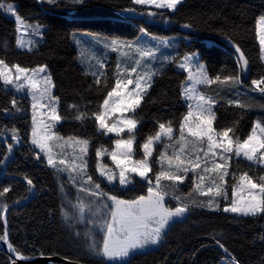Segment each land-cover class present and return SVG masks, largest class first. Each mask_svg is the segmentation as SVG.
<instances>
[{
    "label": "trees",
    "instance_id": "obj_1",
    "mask_svg": "<svg viewBox=\"0 0 264 264\" xmlns=\"http://www.w3.org/2000/svg\"><path fill=\"white\" fill-rule=\"evenodd\" d=\"M6 3H13L25 22L42 25L43 38L32 51L18 49L16 22L0 10V58L9 65L18 64L28 69L47 67L55 84L53 94L59 97L58 112L64 117L56 131L61 135L92 140L89 172L98 182L95 147L103 144L111 149L114 137L100 136L94 117L83 125L76 121V109H70L69 105H76L80 111L95 112L108 89L101 90L93 83V76L85 75L86 69L79 64L78 51L71 40L74 32H91L109 39L129 41L137 38L140 29L144 28L148 36L174 39L178 46L172 57L177 60L185 53L197 52L209 76L213 77L236 71L237 54L232 46L236 44L249 60V70L243 86L237 89L221 91L217 85L204 89L217 100L213 107L216 116L213 127L219 131L235 126V135L243 140L256 120L264 122V95L250 90L251 81L264 76V62L260 59L256 35V20L264 14V0H184L174 13L163 10L167 21L160 16L127 17L123 9L140 7L133 6L131 0H87L82 6L72 5L70 0H58L55 6L41 0H6ZM185 24L191 27H183ZM105 62L107 68L104 71L111 85L114 83L111 74L115 70L116 57L111 54ZM185 77L186 74L173 63L166 64L161 75L154 78L149 94L136 113V118L142 120L137 133L139 143L155 133L158 123L172 121L175 132L179 131V123L188 110L180 95ZM13 96L16 97L0 84V134L11 136V129L15 128L22 140L14 149L13 158L0 165V190L10 188L4 197H0V205L22 201L11 207L7 214L9 241L24 256L43 253L44 256H57L81 264H115L90 254L85 240L76 236L64 221L55 172L42 156L40 160L35 158L34 153L38 152L29 144V101L16 97L24 111L15 112L11 104ZM229 99H240L252 108L244 110L231 106L227 103ZM4 109H9V114ZM236 121L238 125H234ZM5 141L13 142L10 137ZM6 153L7 146L0 140V160L5 159ZM141 155L138 149L136 156ZM156 168L158 170V165ZM230 171L237 177L245 171L257 178L264 174V169L256 165L249 167V162L242 158L238 162L233 159ZM25 177L33 181L36 190L35 195L27 200L24 199L32 189L29 190ZM227 182L229 199L221 200L219 210L215 211L206 206H195L193 201L206 204L208 197L179 185L177 194L182 196L183 203L189 205L190 212L185 219L171 224L156 249L135 253L130 264H264V240L260 239L264 235V216L243 217L225 213L222 209L230 201L231 188L236 180L230 175ZM115 185L113 188L102 182L105 191L122 199L131 200L147 194V183L137 177L130 188ZM166 201L169 207L177 204L170 198ZM5 229L0 219V235ZM217 240L231 255H225L219 249ZM10 262V257L0 248V264Z\"/></svg>",
    "mask_w": 264,
    "mask_h": 264
},
{
    "label": "snow or ice",
    "instance_id": "obj_2",
    "mask_svg": "<svg viewBox=\"0 0 264 264\" xmlns=\"http://www.w3.org/2000/svg\"><path fill=\"white\" fill-rule=\"evenodd\" d=\"M46 2L54 6L58 4V0ZM70 3L82 6L87 0H70ZM182 3L184 0H131L133 6L140 7H128L123 9V12L127 17L160 16L167 21L163 10L174 13ZM0 10L15 17L18 33L16 47L21 49L27 47L28 51H32L35 42L31 40L25 42L21 30L30 35L42 36L40 29L43 26L25 23L17 14L15 6L6 3V0H0ZM183 27L190 28L191 25L185 24ZM140 31L146 36L149 35L144 28ZM256 35L260 45V59L264 62V15L256 20ZM151 38L158 40L164 47L170 46L167 39L155 36ZM92 39L94 43L102 44L104 49L117 54L115 70L111 74L114 83L109 85L110 78L104 71L107 68L105 60L98 58L91 49H87V60L95 62L92 65L95 70L86 68L85 75L93 76V83L101 90H108L95 112L80 111L76 105H69V108L76 109L74 119L82 125L94 117L96 131L100 136L115 137L112 139L114 147L110 151L103 144L95 147L96 172L113 188L117 180L121 188L133 186L135 177L146 182L148 195H140L134 200L121 199L105 191L102 182H98L90 174V152L93 148L91 139L78 136L65 139L54 131L64 117L58 112L59 97L53 95L55 84L51 75L47 73L46 66L28 69L18 64L9 65L5 59L0 58V84L4 90L11 88L15 93H24L26 90V95L31 99L33 124L31 144L39 149L38 153H34L35 158L40 160L42 153L47 165L57 174H65L67 184L77 193L75 202L65 196L64 203L69 206L70 211L62 206L64 219L95 225L98 220L91 217L102 218L101 230L104 233L102 244L99 246L96 244L92 230L89 229L84 233L85 237L92 241L87 244V251L108 262L130 264V259L138 250H143L149 245H157L163 239L170 222L174 218L183 217L189 211V205L183 203L182 196L177 194L179 185L189 178V173L192 174L193 192L208 197L206 204L203 201H193L195 206L219 210L218 198L229 199L226 177L231 175L236 183L231 188L230 203L223 207V211L243 217L264 216V174L257 178L245 171L237 177L230 171L234 158L237 162L239 158H243L249 162V167L256 165L264 169V122L256 121L243 140L235 135V126L216 130L213 127L216 119L213 107L217 100L204 90L212 85H217L221 91H232L243 86L244 76L249 70V60L241 48L236 44L232 45L238 54L236 71L213 77L209 76L206 65L200 62L196 52L185 53L178 60L176 57L163 56L159 60L160 68H156L154 65L158 61V47H149L138 41L127 42L119 38L103 41L98 37ZM77 45L82 46L81 41L77 40ZM4 47H7L6 42ZM80 59L85 60V53L80 54ZM173 63L187 73L181 83L180 95L186 102L188 110L179 123V135L174 132L172 121L158 123L155 133L148 135L141 144L137 133L142 120L136 118L137 110L149 94L154 78L161 75L166 64ZM130 85L133 87L130 88ZM251 86V91L264 95V76L253 79ZM227 103L244 110L252 108L240 99H229ZM11 104L15 112L24 111L15 96ZM41 109L45 111L40 112ZM9 111L4 109L6 114H9ZM38 113L46 116L50 122L38 121ZM117 113L119 115H116ZM238 123L236 121L234 125ZM11 133L12 141L19 143L17 130L11 129ZM138 149L142 151L143 156L134 159ZM12 152L13 144L7 143V153L5 159L0 160V165L5 163ZM105 156L112 161L114 168L103 163ZM156 165L159 166L158 170ZM25 181L29 190L34 188L31 179L25 177ZM60 190L66 192L63 184ZM9 191V187H4L0 190V197H4ZM169 195L177 201L175 207L167 205L165 197ZM7 209V204L0 205V219H5V224ZM103 209H108V212H102ZM86 213H90V216L86 217ZM260 239L264 240V235H261ZM0 241L7 244L9 251L15 254L17 260L30 259L19 253L11 244L6 229L4 234L0 235ZM217 244L228 252L219 240ZM40 255L44 256L43 253ZM232 258L235 260L234 256ZM12 264H16V261L13 260Z\"/></svg>",
    "mask_w": 264,
    "mask_h": 264
},
{
    "label": "rangeland",
    "instance_id": "obj_3",
    "mask_svg": "<svg viewBox=\"0 0 264 264\" xmlns=\"http://www.w3.org/2000/svg\"><path fill=\"white\" fill-rule=\"evenodd\" d=\"M45 2H46V0H45ZM10 4H13V3H10ZM14 5V4H13ZM15 6V5H14ZM15 9H16V6H15ZM2 11V10H1ZM8 18H10V19H12V20H14L15 21V17H13V16H11L10 14H8V13H5L4 11H2ZM262 15H264V14H262ZM261 16V15H260ZM259 16V17H260ZM25 23H27V22H25ZM28 24H32V23H28ZM32 25H36V24H32ZM17 26V25H16ZM29 32H31V29H29L28 30ZM42 31H43V27L40 29V32L42 33ZM17 35H18V33H17ZM21 35H22V38L25 40V42H27V41H29V40H31V41H34L35 42V47H33V49H35V48H37V46H38V44L41 42V40H42V38H43V36H41V35H30V34H28V33H25L24 31H23V29L21 30ZM93 37H98V38H100L101 39V41H103L104 39H109V38H107V37H104V36H102V35H99V34H96V33H91V32H74V33H72V35H71V40H72V42H73V44L75 45V47L77 48V51H78V61H79V64L80 65H82L85 69L86 68H90L91 70H95L94 68H92V65H94V61H89V60H87V55H88V52H87V49H91L94 53H95V55L98 57V58H100V59H104L105 61H108L109 59H110V56H111V54H114V56L116 57L117 56V54L116 53H112L111 51H109V50H106V49H104L103 47H102V44H96V43H94V41H93ZM162 39V38H161ZM165 39H167V38H165ZM77 40H79V41H81V45L82 46H78L77 45ZM168 41H169V47H164L162 44H160L159 43V41L158 40H154V39H152L151 38V36H146V35H144V34H140L137 38H135L134 40H129V41H127V42H136V41H138L140 44H143V45H146V46H149V47H158L159 48V51L157 52V57H158V61L155 63V65H154V67H156V68H160V63H159V60H161L162 59V57L163 56H170V57H172L173 56V51L174 50H177V46H178V44L176 43V41L174 40V39H170V38H168L167 39ZM123 41H126V40H123ZM257 42H258V44H259V40H258V37H257ZM84 46H86V47H84ZM259 47H260V45H259ZM18 49H21V48H18ZM22 50H27V47H25V48H23ZM81 53H85V60L84 61H82L81 59H80V54ZM197 53V52H196ZM199 55V54H198ZM200 57V56H199ZM200 62L201 63H204V62H202L201 61V59H200ZM205 64V63H204ZM37 68V67H36ZM176 68L179 70V71H182L181 69H179L177 66H176ZM46 69H47V67H46ZM183 72V71H182ZM47 73L48 74H50V72H49V70L47 69ZM185 73V72H184ZM186 74V76H187V73H185ZM43 75V74H42ZM130 88L131 87H133V86H129ZM201 87V86H200ZM8 90H11L15 95H16V97H18V98H22V99H27L28 101H29V110H30V121H31V124H30V132H29V144L31 145V147L33 148V149H35L37 152H39V149H36L32 144H31V138H32V136H31V133H32V127H33V124H32V108H31V99L26 95V90H25V92L24 93H15L14 92V90H12L11 88H9ZM52 92H53V90H52ZM54 95V94H53ZM210 96V95H209ZM45 110L44 109H41L40 110V112H44ZM116 115H119V113H117ZM37 120L38 121H40V120H43L44 122H50V121H48V119H47V117L46 116H41L39 113L37 114ZM256 121H258V120H256ZM255 121V122H256ZM254 122V123H255ZM59 124H61V122L59 123ZM59 124H57L56 125V127H55V129H54V131H56V128H57V126L59 125ZM174 132H175V130H174ZM56 133H57V135H59V136H61V137H64L65 139L66 138H68V137H71L70 135H61V134H59L57 131H56ZM176 133V132H175ZM111 135V134H110ZM176 135L178 136L179 135V131L176 133ZM7 137H10V139H11V136H9V135H7V136H5V138H7ZM114 137V136H113ZM115 138V137H114ZM126 138V137H125ZM2 141V140H1ZM4 144L6 143V141H5V139H4ZM21 142H22V140H21V138H20V142L19 143H15V142H12V144H13V146L16 148V147H18L19 145H21ZM7 144V143H6ZM113 147H114V145H113ZM14 148V149H15ZM107 148V147H106ZM14 149H13V151H14ZM56 151H59V149H55ZM111 149H109V151H110ZM159 150V149H158ZM157 150V151H158ZM70 151V150H69ZM141 156H139V157H137L136 155H135V157H134V159H139V158H141L142 156H143V153H142V151H141ZM42 157H43V154L41 153L40 154ZM11 157V154L8 156V158H10ZM243 159V158H242ZM6 162H8V160H5ZM45 162H46V164H47V161H46V159H45ZM103 163H105V164H107L109 167H112V168H114V165L112 164V161L107 157V156H105L104 158H103ZM94 164H95V169H96V159H95V162H94ZM48 166V165H47ZM49 167V166H48ZM50 168V167H49ZM158 168H159V166H158ZM52 169V168H51ZM54 170V169H53ZM55 172V171H54ZM97 174V178H98V180H99V182H103V183H105V184H108L107 183V181L106 180H104L103 179V177H99V173L98 172H96ZM191 173H189V178H187L186 180H185V182L183 183V184H181L180 186H186L185 188H187L186 190H193V183H192V179H191ZM55 178H56V180H57V184H58V190H59V193H60V195H61V205L63 206V207H65V209L66 210H69L70 211V208H69V206H67V205H65V203H64V201H65V196L67 195L68 196V198L70 199V200H72L73 202H75V197H76V195H77V193H76V191H75V189L74 188H72L71 187V185H69V184H67V177H66V175L65 174H57L56 172H55ZM137 178H139V177H137ZM228 179V177H226V180ZM115 183H118L119 184V182H118V180L115 182ZM61 184H63L64 185V188L66 189V192H61V190H60V188H61ZM109 185V184H108ZM112 186V185H111ZM190 186V187H189ZM227 188H228V183H227ZM183 193H184V191H183ZM198 194V193H197ZM81 195H83V194H81ZM148 195V192H147V194L146 195H144V196H147ZM167 198H170L173 202H176V200H173L172 199V197H171V195H169V196H166L165 197V200L167 199ZM122 199V198H121ZM136 199V198H135ZM127 200V199H126ZM131 200H134V199H131ZM221 200H224V199H222V198H218V201L220 202ZM230 200H231V198H230ZM167 202V201H166ZM108 203L110 204L111 202L110 201H108ZM229 203H230V201H229ZM228 203V204H229ZM227 206V205H226ZM225 207V206H224ZM223 210V209H222ZM102 212H104V213H107L108 212V209H103L102 210ZM190 212V210L183 216V217H181V218H174L173 219V221L172 222H170V224L168 225V227H167V229H166V231L168 230V228L171 226V224L172 223H174V222H178V221H181V220H183V219H185V217L188 215V213ZM61 214H62V211H61ZM231 214H233V213H231ZM86 215V217H88V216H90V213H86L85 214ZM235 215V214H234ZM237 216V215H236ZM62 217H63V215H62ZM92 219H97L98 220V222H97V224H95V225H93V224H88V223H76V222H73V221H66L65 219H64V217H63V219H64V221L70 226V228L71 229H73V231H75L74 233H75V235L76 236H78V234H79V236L80 237H82L84 240H85V242H86V244H89V243H91L92 241L91 240H88L86 237H85V235H84V233L86 232V231H88L89 229H91L92 230V235H93V238H94V240H95V242H96V244L99 246V245H101L102 244V241H103V235H104V233H103V231L101 230V227H102V218H97V217H91ZM165 231V232H166ZM102 239V240H101ZM101 240V241H100ZM162 241V240H161ZM161 241L157 244V245H149V246H147L145 249H143V250H138L136 253H138V252H145V251H149V250H153V249H156L159 245H160V243H161ZM108 262V261H107ZM108 263H115V262H108Z\"/></svg>",
    "mask_w": 264,
    "mask_h": 264
},
{
    "label": "water",
    "instance_id": "obj_4",
    "mask_svg": "<svg viewBox=\"0 0 264 264\" xmlns=\"http://www.w3.org/2000/svg\"><path fill=\"white\" fill-rule=\"evenodd\" d=\"M4 139H7V138H5L4 136H2L0 134V140L4 141ZM5 145L7 146L6 143H5ZM14 148L15 147L13 146V149ZM13 156H14V151L11 153V157L8 158L7 160L8 161L11 160L13 158ZM35 193H36V190H35V187H34V188H32V191L30 192V194L24 200L30 199L31 197H33L35 195ZM20 202H22V201L14 202V203L8 205V209H7L6 213H5L6 220H7V214H8L9 209L11 207L15 206L16 204L20 203ZM2 221L5 224V219H2ZM5 227H6V230L8 232V228H7L6 224H5ZM8 236H9V232H8ZM0 248L10 257V259H11L10 264H12L13 260L16 261V264H55V263H59V264H81V263L70 261L68 259L60 258V257H57V256H43V257H41V255H39V256H25V257H29L30 259H28V260H17L15 254L9 251L7 244H5L2 241H0ZM219 249L225 255L228 254V252L226 253L224 251V249H222L220 247H219Z\"/></svg>",
    "mask_w": 264,
    "mask_h": 264
}]
</instances>
